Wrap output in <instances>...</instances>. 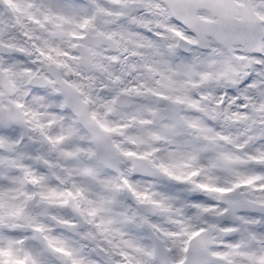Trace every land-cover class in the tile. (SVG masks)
<instances>
[{
    "label": "snow or ice",
    "instance_id": "obj_1",
    "mask_svg": "<svg viewBox=\"0 0 264 264\" xmlns=\"http://www.w3.org/2000/svg\"><path fill=\"white\" fill-rule=\"evenodd\" d=\"M0 264H264V0H0Z\"/></svg>",
    "mask_w": 264,
    "mask_h": 264
}]
</instances>
